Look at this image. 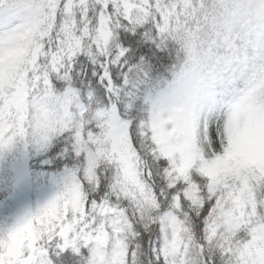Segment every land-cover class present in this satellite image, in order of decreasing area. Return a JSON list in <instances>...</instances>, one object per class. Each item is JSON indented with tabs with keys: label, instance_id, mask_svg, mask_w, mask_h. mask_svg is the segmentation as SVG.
Returning a JSON list of instances; mask_svg holds the SVG:
<instances>
[{
	"label": "snow or ice",
	"instance_id": "6c2138e0",
	"mask_svg": "<svg viewBox=\"0 0 264 264\" xmlns=\"http://www.w3.org/2000/svg\"><path fill=\"white\" fill-rule=\"evenodd\" d=\"M0 264H264V0H0Z\"/></svg>",
	"mask_w": 264,
	"mask_h": 264
},
{
	"label": "trees",
	"instance_id": "16d2710c",
	"mask_svg": "<svg viewBox=\"0 0 264 264\" xmlns=\"http://www.w3.org/2000/svg\"><path fill=\"white\" fill-rule=\"evenodd\" d=\"M228 0H225V3H227ZM185 64L184 61L180 58L179 55H173L172 57V64L171 67L168 69L169 74L171 75L172 72H181L184 70Z\"/></svg>",
	"mask_w": 264,
	"mask_h": 264
},
{
	"label": "rangeland",
	"instance_id": "374dc122",
	"mask_svg": "<svg viewBox=\"0 0 264 264\" xmlns=\"http://www.w3.org/2000/svg\"><path fill=\"white\" fill-rule=\"evenodd\" d=\"M218 2H220V0H218ZM224 2H225V0H224Z\"/></svg>",
	"mask_w": 264,
	"mask_h": 264
}]
</instances>
